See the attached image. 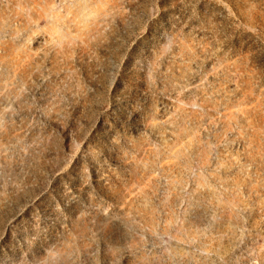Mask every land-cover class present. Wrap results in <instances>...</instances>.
I'll use <instances>...</instances> for the list:
<instances>
[{
  "label": "rangeland",
  "instance_id": "1",
  "mask_svg": "<svg viewBox=\"0 0 264 264\" xmlns=\"http://www.w3.org/2000/svg\"><path fill=\"white\" fill-rule=\"evenodd\" d=\"M0 264H264V0H0Z\"/></svg>",
  "mask_w": 264,
  "mask_h": 264
},
{
  "label": "water",
  "instance_id": "2",
  "mask_svg": "<svg viewBox=\"0 0 264 264\" xmlns=\"http://www.w3.org/2000/svg\"><path fill=\"white\" fill-rule=\"evenodd\" d=\"M213 229V226L212 225H207V231H211Z\"/></svg>",
  "mask_w": 264,
  "mask_h": 264
}]
</instances>
